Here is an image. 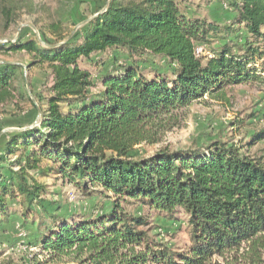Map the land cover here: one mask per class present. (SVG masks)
<instances>
[{
    "label": "trees",
    "instance_id": "1",
    "mask_svg": "<svg viewBox=\"0 0 264 264\" xmlns=\"http://www.w3.org/2000/svg\"><path fill=\"white\" fill-rule=\"evenodd\" d=\"M225 1L234 12L225 28L190 15L187 0H107L65 43L60 33L53 43L41 33L46 47L36 37L0 44L6 55L26 53L29 68L46 67L53 81L37 105L23 66L0 63V110L12 103L42 114L37 127L0 139V226L19 215L50 264H264V157L222 141L137 153L180 128L184 112L206 97L264 84V0ZM0 11L8 28L17 22L8 3ZM65 22L76 25L73 8ZM208 47L211 57L197 55ZM109 50L111 70L102 65L98 86L83 63ZM151 57L164 67L154 64L148 75L142 65ZM261 140L264 131L249 146ZM31 172L61 176L94 207L64 214L53 203L49 212ZM19 200L21 213L11 207ZM145 209L169 221L181 212L188 246L162 241Z\"/></svg>",
    "mask_w": 264,
    "mask_h": 264
},
{
    "label": "rangeland",
    "instance_id": "2",
    "mask_svg": "<svg viewBox=\"0 0 264 264\" xmlns=\"http://www.w3.org/2000/svg\"><path fill=\"white\" fill-rule=\"evenodd\" d=\"M107 0H0L8 3L16 9L17 22L7 27L5 17L0 11V44L12 43L18 40L27 41L38 38L42 40L45 33L48 39L56 42L60 33L67 39L82 31L85 22L97 17L105 11ZM190 15L204 19L209 23H216L222 27H228L234 17V12L223 5L221 0H187ZM73 8L75 26L68 22L60 26L59 21L64 19V12ZM104 8V9H103ZM68 36V37H67ZM66 39V40H67ZM43 42V41H42ZM44 47V42L42 44ZM203 49V48H202ZM212 47L203 49L205 57L212 56ZM113 50L103 55L93 56L90 61H84L83 68L91 71L95 79L105 69L103 64L110 71V63L113 59ZM148 63L142 65L146 74L154 69L164 67L159 58H147ZM0 63L20 64L24 73L29 79L33 90V101L38 105L47 95L50 88L52 76L46 67L29 68L30 57L26 53L6 55L0 52ZM264 67V64H262ZM107 70V69H105ZM104 70V71H105ZM98 81V79H96ZM99 81L97 82L98 86ZM98 90L94 89L93 92ZM35 96V97H34ZM22 109V110H20ZM20 117V120H15ZM42 118L39 113L33 110L30 105L20 106L8 103L0 110V139L8 136L9 133L37 127ZM260 131H264V84H249L235 87H228L226 98L220 101L204 100L195 103L184 112L181 127L168 133L158 145L143 144L137 149L140 157L154 155L162 149L189 148L194 145H203L213 141H222L230 145L240 147L244 153L255 157H264V140L257 142L254 146L249 143ZM4 145L0 144V154ZM18 155L11 157V162ZM51 163L44 162L42 167L49 168ZM3 175H8L7 169H1ZM30 178L45 187L42 196L43 206L49 212H53L56 203H59L64 214L71 211L86 213L94 207V202L78 192L73 186L62 180L61 176L50 172L47 176L39 172H31ZM20 201L11 202L13 211L21 213ZM39 211V210H38ZM155 227L154 233L160 235V239L175 249H184L189 243V230L186 217L180 212L176 220L169 221L155 212L144 210ZM16 215L9 224L0 226V264H50L47 262L46 254H41L38 248L33 247L32 231L23 227L22 220ZM224 264L222 260H218ZM52 264V263H51ZM57 264H81L80 261L65 259ZM241 264V263H238Z\"/></svg>",
    "mask_w": 264,
    "mask_h": 264
},
{
    "label": "built area",
    "instance_id": "3",
    "mask_svg": "<svg viewBox=\"0 0 264 264\" xmlns=\"http://www.w3.org/2000/svg\"><path fill=\"white\" fill-rule=\"evenodd\" d=\"M222 2H223V5L227 8L226 1L225 0H222ZM197 55L198 56L203 55V49L202 48L197 49Z\"/></svg>",
    "mask_w": 264,
    "mask_h": 264
},
{
    "label": "water",
    "instance_id": "4",
    "mask_svg": "<svg viewBox=\"0 0 264 264\" xmlns=\"http://www.w3.org/2000/svg\"><path fill=\"white\" fill-rule=\"evenodd\" d=\"M98 16H99V15H98ZM93 19H94V18H93ZM91 20H92V19H89L87 22L84 23V25L87 24V23H89ZM71 38H72V37H70L69 39H67L66 41H64V43L67 42V41H69ZM39 41H40L41 44H43V42H42L41 39H39ZM12 43H14V42H12ZM60 45H61V44H60ZM39 114H40V116H41V118H42V114H41V112H39ZM16 131H17V130H16ZM0 136H1V135H0Z\"/></svg>",
    "mask_w": 264,
    "mask_h": 264
}]
</instances>
